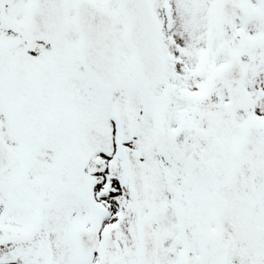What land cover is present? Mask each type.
I'll use <instances>...</instances> for the list:
<instances>
[{"label":"snow or ice","instance_id":"snow-or-ice-1","mask_svg":"<svg viewBox=\"0 0 264 264\" xmlns=\"http://www.w3.org/2000/svg\"><path fill=\"white\" fill-rule=\"evenodd\" d=\"M0 264H264V0H0Z\"/></svg>","mask_w":264,"mask_h":264}]
</instances>
